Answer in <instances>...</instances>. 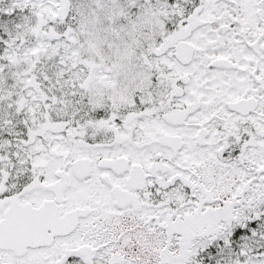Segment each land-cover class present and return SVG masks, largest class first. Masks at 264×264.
I'll list each match as a JSON object with an SVG mask.
<instances>
[{
  "label": "snow or ice",
  "instance_id": "obj_1",
  "mask_svg": "<svg viewBox=\"0 0 264 264\" xmlns=\"http://www.w3.org/2000/svg\"><path fill=\"white\" fill-rule=\"evenodd\" d=\"M0 264H264V0H0Z\"/></svg>",
  "mask_w": 264,
  "mask_h": 264
}]
</instances>
